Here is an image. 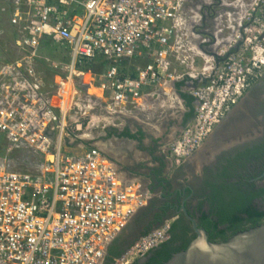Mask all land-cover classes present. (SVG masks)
<instances>
[{
  "label": "built area",
  "instance_id": "1",
  "mask_svg": "<svg viewBox=\"0 0 264 264\" xmlns=\"http://www.w3.org/2000/svg\"><path fill=\"white\" fill-rule=\"evenodd\" d=\"M2 1L0 13L15 36L9 42L20 55L0 61V264H105L108 247L147 206L151 191L96 147L78 155L65 152L66 118L81 88L115 112L141 106L143 90L165 86L171 78L170 39L184 25V0ZM154 45L159 49L152 63L135 77L121 76L122 62ZM63 47L68 49L64 67L41 54ZM102 63L98 75L94 68ZM259 69L253 62L244 71L230 56L208 85L190 88L195 115L171 145L175 165L200 147ZM17 152L41 159L34 172L12 169ZM174 219L112 264L144 259L169 239Z\"/></svg>",
  "mask_w": 264,
  "mask_h": 264
},
{
  "label": "rangeland",
  "instance_id": "2",
  "mask_svg": "<svg viewBox=\"0 0 264 264\" xmlns=\"http://www.w3.org/2000/svg\"><path fill=\"white\" fill-rule=\"evenodd\" d=\"M2 3L3 1L0 0V5ZM181 10L184 25L170 39L172 48L167 52L168 73L171 78H166L168 83L165 86L149 89L150 93L157 92L159 96L153 94L143 98L139 107L130 105L125 110L114 112L101 99L89 96L86 89H79L76 105L66 118L69 130L67 136L63 138L65 152L78 155L87 148L96 147L120 168L132 170V173H135L134 178L148 185L145 168L157 167V164L151 162L148 154L140 149L136 142L119 138L117 134L125 129L135 131L140 128L150 137L162 138L159 153L167 158L168 164L164 173L169 175L176 167L171 155V145L182 135L186 126L193 122L195 115L194 101L191 121L186 126L180 123V107H184L180 94L191 97L190 88L208 85L214 72L217 75L221 74L224 62L230 56L242 63L244 71L247 66L256 63L260 69L256 70L254 75L257 78L263 75L264 65H261L260 61H264V0H184ZM170 24L167 22L164 25L169 27ZM0 27L4 31V34H0V61L13 60L20 54L11 47L7 39L10 27L7 16L2 13H0ZM214 37L216 41L222 42L220 46H211ZM195 38L203 43L210 42L203 44L206 53L190 52L194 48ZM226 41L228 44L225 45ZM219 47H221L219 56H216ZM156 50L158 49L152 47L144 54V58H133L129 62H122L119 65L121 76L135 77L139 68L153 62L152 55ZM41 54L50 57L56 63L63 64V67L68 62V49L64 47L61 52L56 49H42ZM195 64L201 70H193ZM94 71L100 75L104 67L96 66ZM198 72L201 74H196ZM45 78L51 81L52 75L47 73ZM257 78L249 81V86ZM101 81L102 79L98 78L96 84L99 85ZM90 93L99 94L96 90H91ZM146 145H149L148 141ZM21 156L11 158L12 169L17 172H34L38 157ZM154 229L156 227L152 230ZM134 231L135 227L130 221L120 235L125 234L124 237H129ZM140 238L141 236L134 239V243Z\"/></svg>",
  "mask_w": 264,
  "mask_h": 264
},
{
  "label": "flooded vegetation",
  "instance_id": "3",
  "mask_svg": "<svg viewBox=\"0 0 264 264\" xmlns=\"http://www.w3.org/2000/svg\"><path fill=\"white\" fill-rule=\"evenodd\" d=\"M139 131L144 135L140 142L131 141L140 149H146L143 151L154 164L157 163L152 157H164L165 168L163 174L157 176L151 172L159 164L145 168L151 198L147 206L131 219L134 233L129 237H124L125 234L118 236L116 246L132 243L149 227H156L162 218H175L176 245H181L183 240H193L196 235L183 215L182 206L197 227L203 214L218 223V212L230 202L246 204L237 213L241 219L240 229L252 228L255 223L248 219L252 215L264 214V73L243 92L200 147L176 165L169 175L164 173L167 158L159 153L163 139L150 137L140 128L130 130L132 134ZM147 141L149 145H146ZM120 170L128 178H134L132 170ZM228 227V224L218 225V230L231 234ZM186 228L191 231L187 233Z\"/></svg>",
  "mask_w": 264,
  "mask_h": 264
},
{
  "label": "trees",
  "instance_id": "4",
  "mask_svg": "<svg viewBox=\"0 0 264 264\" xmlns=\"http://www.w3.org/2000/svg\"><path fill=\"white\" fill-rule=\"evenodd\" d=\"M14 38H15L14 33L12 29L10 28L9 32L7 33V39L10 41V40H13ZM0 51H1V47H0ZM99 67L100 68L105 67V63H102L101 65H99ZM181 97L186 101L187 106L191 107V112L185 118V121H187L193 115V108H192L193 98L185 94H182ZM143 136L144 135L141 131H139L136 134H132L129 129H125L121 133L117 134V137L119 138L137 140L139 142L143 138ZM142 150H146V149H142ZM21 155H25L26 157H38V156H33L29 154L28 152H17L13 154L12 157L13 156L20 157ZM38 159H39L38 160V163H39L41 159L39 157ZM152 159H153V162L159 164V167L154 168L151 174H155L156 176L162 175L163 169L165 168L164 157H152ZM245 205L246 204L244 203H235V202L224 204L223 208L218 212V217H219L218 223H214L213 221L209 219L208 216H205L203 214L202 218L200 219V224L198 227L206 231L209 237V240L211 242H225L229 238H231L233 235L247 230V229H240L241 219L237 216V213L242 211ZM157 217L158 215L156 214L155 218ZM166 219L168 218H162L159 221V224L156 226V228L162 225ZM248 220L255 223L253 227H256L263 223L264 214L252 215L250 219ZM223 224H228L229 226L228 228L232 230L231 234H227L226 230H218V225H223ZM176 227H177V223H172L171 229L169 232V239L163 244H161L159 247H157L156 249L150 251L145 256L143 261L141 262L137 261L134 264H165L168 260L172 258L173 255L185 250L190 241L188 242L186 240H183V243L181 245H176L177 238L174 234ZM152 229L153 228L149 227L145 232L141 234V237L147 235ZM189 231H191V229L186 228V232L188 233ZM118 238L119 237H117L108 247L107 256L105 258V264H112L115 259L119 258L134 243L133 241L132 243L126 246H123V247L116 246L115 244L118 242Z\"/></svg>",
  "mask_w": 264,
  "mask_h": 264
},
{
  "label": "water",
  "instance_id": "5",
  "mask_svg": "<svg viewBox=\"0 0 264 264\" xmlns=\"http://www.w3.org/2000/svg\"><path fill=\"white\" fill-rule=\"evenodd\" d=\"M181 210L196 236L185 250L165 264H264V223L239 232L225 242H211L184 206Z\"/></svg>",
  "mask_w": 264,
  "mask_h": 264
},
{
  "label": "crops",
  "instance_id": "6",
  "mask_svg": "<svg viewBox=\"0 0 264 264\" xmlns=\"http://www.w3.org/2000/svg\"><path fill=\"white\" fill-rule=\"evenodd\" d=\"M77 13H80V10L78 9L77 10ZM166 24V23H165ZM193 49H191V51L190 52H193V54H199V53H206L205 52V49L203 48V44H201L200 43V41H199V39H197V38H195L194 39V41H193ZM154 47V49H159V47L157 46V45H154L153 46ZM146 52H148V50H145V49H142V50H140V51H138V53L133 57L134 59H137V58H144L143 56H144V54L146 53ZM195 52V53H194ZM150 54H148V56H149ZM132 58V59H133ZM129 61H131V59L130 60H127V61H125V62H129ZM99 66V65H98ZM97 66V67H98ZM192 69L193 70H201L200 68L198 69L197 68V66H196V64L195 65H193V67H192ZM200 72V71H199ZM196 73V74H201V73ZM172 83V82H171ZM178 87L180 86V85H177ZM172 91H174V89H171ZM163 91V90H162ZM165 92V91H164ZM153 94H156L157 96H159V94L157 93V92H149V89H145V90H143V95H144V97L143 98H145V97H150V96H153ZM182 94H180V96H181ZM181 103L184 105V107H180V116H179V120H180V123H182V125H184V126H186L190 121H191V119H192V117H193V115H192V117L190 118V119H188L187 121H185V118H186V116L191 112V107H189V106H187V103H186V101L181 97ZM194 106V100H193V102H192V108H194L193 107ZM134 142V141H133Z\"/></svg>",
  "mask_w": 264,
  "mask_h": 264
},
{
  "label": "bare ground",
  "instance_id": "7",
  "mask_svg": "<svg viewBox=\"0 0 264 264\" xmlns=\"http://www.w3.org/2000/svg\"><path fill=\"white\" fill-rule=\"evenodd\" d=\"M235 6H236V5H234V7H235ZM234 7H231V8H234ZM237 8H238V7H237ZM193 32H195V31H193ZM239 34L242 36L241 33H239ZM239 37H240V36H239ZM235 41H236V40H235ZM223 42H224V41H223ZM236 42H237V41H236ZM200 43H201V44H209L210 42H208V43H207V42H205V43L200 42ZM221 43H222V42H218V41H216V38L214 37V41H213V43H210V44H211L212 47H218V46L221 45ZM224 44L226 45V44H228V42L226 41V43H224ZM222 46H223V45H222ZM222 46H221V47H222ZM221 47H219V49H218L217 52L215 53L216 56H219V50H220ZM207 59H208V58H207ZM209 62H210V61H209Z\"/></svg>",
  "mask_w": 264,
  "mask_h": 264
}]
</instances>
